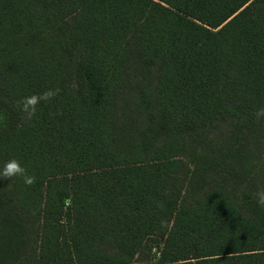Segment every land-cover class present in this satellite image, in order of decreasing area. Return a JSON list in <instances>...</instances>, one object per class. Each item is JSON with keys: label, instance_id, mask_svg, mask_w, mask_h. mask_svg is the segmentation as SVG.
<instances>
[{"label": "trees", "instance_id": "obj_1", "mask_svg": "<svg viewBox=\"0 0 264 264\" xmlns=\"http://www.w3.org/2000/svg\"><path fill=\"white\" fill-rule=\"evenodd\" d=\"M262 108L264 0H0V264H264Z\"/></svg>", "mask_w": 264, "mask_h": 264}, {"label": "rangeland", "instance_id": "obj_2", "mask_svg": "<svg viewBox=\"0 0 264 264\" xmlns=\"http://www.w3.org/2000/svg\"><path fill=\"white\" fill-rule=\"evenodd\" d=\"M135 67L136 65H134V67L131 68L133 72L132 74H130L131 77H130V82L128 85L131 88L128 89L129 91L128 97H129V94L133 95L132 90H134L135 85H137V69H135ZM129 108L131 109V107ZM220 129H223V125H220V127L216 128V130H220ZM198 137H202V136H198ZM213 137H214V134L211 135L212 141L210 142V146L215 145L213 141ZM218 138L223 139L226 137H224V135H220ZM246 140H247V150L249 148V151L247 154L241 155L240 158L234 161L235 163L232 169V174H234L235 180L237 182L235 183V187L238 188V190H236L237 192H239V190H241L242 187L251 188V189L256 187L259 183L258 171L260 168L263 169L264 167V139L260 140L255 134H251L250 136L246 137ZM216 143L218 145L217 140H216ZM209 150L212 151L213 147H209ZM198 153L199 151L192 152L190 154V157L196 158ZM188 163H189V160H188ZM0 165H1V160H0ZM244 168L247 170V173L243 174L242 172L240 174L239 171L244 170ZM187 172H188V168L185 170L183 176L181 177L184 182L186 181L185 175L187 174ZM236 172H238L237 175H235ZM206 176L209 178L211 176L213 177L216 176V174L209 172L207 173ZM194 188H197L196 183H194ZM195 195L196 194H194V192L190 190H187L186 192H184V198L186 200L191 199ZM13 202H14V196H13L12 184L7 180V178H0V203L11 205ZM144 256L145 258H148L149 255H144ZM145 261L149 262L148 259H146ZM134 264H137V261H135Z\"/></svg>", "mask_w": 264, "mask_h": 264}, {"label": "clouds", "instance_id": "obj_3", "mask_svg": "<svg viewBox=\"0 0 264 264\" xmlns=\"http://www.w3.org/2000/svg\"><path fill=\"white\" fill-rule=\"evenodd\" d=\"M59 93V89L47 90L41 94H33L30 96L23 97L21 101H18V106H22L21 110L27 114L28 118H31L37 111V106L41 102H46L54 98ZM255 115L259 119L264 116V108L259 109ZM15 176H21L24 179V183L31 185L35 182L34 176H29L27 170L21 165V163L16 159H11L3 165L2 170H0V178H12ZM256 199L257 204L264 208V189H260L253 194Z\"/></svg>", "mask_w": 264, "mask_h": 264}]
</instances>
